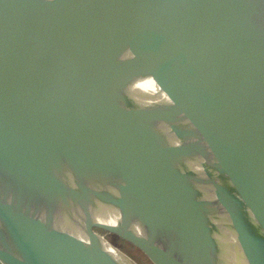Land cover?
<instances>
[{
    "label": "water",
    "instance_id": "95a60500",
    "mask_svg": "<svg viewBox=\"0 0 264 264\" xmlns=\"http://www.w3.org/2000/svg\"><path fill=\"white\" fill-rule=\"evenodd\" d=\"M151 4L186 59L199 108L202 158L120 130L111 129L109 140H102L90 131V121L57 111L32 86H23L15 98L11 39L29 45L38 36L57 45L74 42L81 49L98 42L141 108L166 116L174 114L176 102L162 91L143 90L139 55L148 49L125 29L114 38L95 27L28 31L7 14L4 0L0 143L99 207L155 264L151 252L169 264H264V208L259 205L264 194V0ZM43 67L52 70L48 63ZM164 77L176 82L170 72ZM38 194L73 228L77 240L48 213ZM0 195V264H137L43 195L2 155Z\"/></svg>",
    "mask_w": 264,
    "mask_h": 264
},
{
    "label": "bare ground",
    "instance_id": "6f19581e",
    "mask_svg": "<svg viewBox=\"0 0 264 264\" xmlns=\"http://www.w3.org/2000/svg\"><path fill=\"white\" fill-rule=\"evenodd\" d=\"M4 10L28 31L56 27L75 32L95 27L114 38L117 30L125 29L148 49L147 54L139 55L143 90L147 94L162 91L176 102L171 101L174 114L166 116L158 109L141 108L123 87L109 51L98 42L87 44L83 50L74 42L57 45L38 36L36 43L29 45L11 39L17 71L15 98L21 97L23 86H32L45 94L57 111L90 121V131L102 140H109L111 129L120 130L203 157L199 108L189 84L186 59L166 33L165 19L151 0H4ZM167 62L170 68H165ZM43 63L50 64L52 70L46 71ZM169 72L176 76L175 83L165 80ZM91 94L99 99H91ZM115 100L120 104L114 105ZM36 196L77 240L60 213L43 196ZM0 202L4 204L1 195ZM259 205L264 208V194ZM150 254L158 264H169L161 255Z\"/></svg>",
    "mask_w": 264,
    "mask_h": 264
},
{
    "label": "rangeland",
    "instance_id": "374dc122",
    "mask_svg": "<svg viewBox=\"0 0 264 264\" xmlns=\"http://www.w3.org/2000/svg\"><path fill=\"white\" fill-rule=\"evenodd\" d=\"M0 155L43 195L51 199L95 233L102 236L137 264H155L144 251L99 207L73 193L35 162L0 143Z\"/></svg>",
    "mask_w": 264,
    "mask_h": 264
}]
</instances>
